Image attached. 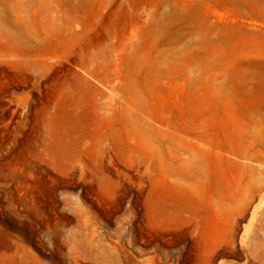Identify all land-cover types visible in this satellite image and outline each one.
<instances>
[{"label":"rangeland","instance_id":"obj_1","mask_svg":"<svg viewBox=\"0 0 264 264\" xmlns=\"http://www.w3.org/2000/svg\"><path fill=\"white\" fill-rule=\"evenodd\" d=\"M0 264H264V0H0Z\"/></svg>","mask_w":264,"mask_h":264}]
</instances>
